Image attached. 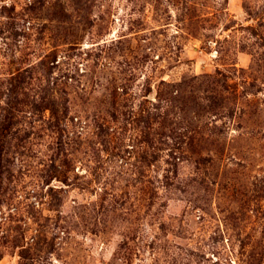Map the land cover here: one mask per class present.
<instances>
[{"label":"rangeland","instance_id":"obj_1","mask_svg":"<svg viewBox=\"0 0 264 264\" xmlns=\"http://www.w3.org/2000/svg\"><path fill=\"white\" fill-rule=\"evenodd\" d=\"M0 264H264V0H0Z\"/></svg>","mask_w":264,"mask_h":264}]
</instances>
